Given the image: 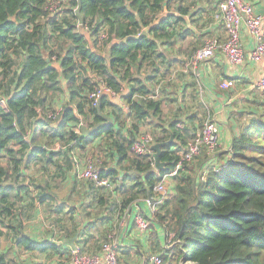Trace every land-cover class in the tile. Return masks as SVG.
<instances>
[{
  "label": "trees",
  "instance_id": "obj_1",
  "mask_svg": "<svg viewBox=\"0 0 264 264\" xmlns=\"http://www.w3.org/2000/svg\"><path fill=\"white\" fill-rule=\"evenodd\" d=\"M79 3L83 24L75 13ZM196 4L197 0H0V235L12 246L53 257L60 253L71 257L61 264H71V247L37 240L24 225L44 206L57 212L53 224L60 228L54 234H76L81 219L67 214L66 201L59 210L52 208L56 196L45 174L55 165L63 180L74 169L75 152L88 154L94 143L100 155L85 159H95L101 176L112 179L115 187L108 190L70 172L68 178L75 181L71 192L80 194V207L103 208L92 216L88 212V218L106 222L116 207L124 213L128 206L155 197V186L181 159L198 119L191 115L185 121L178 116L165 120L161 88L158 97H150L157 91L154 61L165 60L159 44L173 43L190 32L183 28L184 16ZM153 23L146 35L119 42L140 35ZM103 32L107 36L101 38ZM144 67H151V75L141 73ZM124 83L130 86L122 94L127 108L107 94L98 101L90 98L102 85L116 95L123 93ZM64 98L56 109L54 102ZM98 104L114 121L83 134L82 124L90 129L103 120ZM246 119L228 151H203L198 162L184 165L175 177V193L153 213L166 232V249L152 224L150 247L163 253L166 264H264V111ZM142 124L149 126L155 143L174 136L173 143L162 148L164 169H156L152 153L132 151ZM35 167L44 173L42 181L30 174ZM115 190L122 197L110 201ZM0 264H18L17 256L0 251Z\"/></svg>",
  "mask_w": 264,
  "mask_h": 264
},
{
  "label": "crops",
  "instance_id": "obj_2",
  "mask_svg": "<svg viewBox=\"0 0 264 264\" xmlns=\"http://www.w3.org/2000/svg\"><path fill=\"white\" fill-rule=\"evenodd\" d=\"M218 1L219 0H197V5L191 8L190 14L184 16L185 22L183 28L184 30L188 28L190 32L184 34L181 39L176 38L173 43L164 42L163 44H159L160 50L165 56V60L163 61L161 58L155 59L154 63L158 71L154 81L156 82L157 88H161L160 96L163 98L165 120L178 116L185 121L188 116L197 115L198 120H195L193 125L194 128H196L195 131H197L201 125L200 114L204 109L202 106L207 105L209 108L211 107V111L219 121L222 133L219 147L222 148V150L228 151L231 137L236 131L234 130V126L231 127L230 121H232V114L230 112L236 111V113L241 115L240 118L244 117L238 121V123L241 124L247 117L264 111V90L252 87L255 81L264 76V70L262 64L252 62L250 59L243 64L232 65L227 57L220 52L213 58H209L200 63L195 68L191 66V55L196 49L203 45L207 38H216L221 41L227 39L225 27L222 20H220ZM247 1L253 4L257 11L264 13V0ZM193 12H196V14L192 16L191 13ZM203 34L205 36H202ZM241 34L244 48L246 50L252 48L253 38L245 26H242ZM141 73L144 76L151 75V67L142 68ZM227 79L234 80V86L225 89L221 88V84ZM129 89L130 86L124 83V92L113 96V102L127 108L122 94L127 93ZM170 107L174 108V113L169 112ZM208 110L206 112H208ZM247 110L249 112H247ZM145 128L149 129V126L147 124H142V131L149 132V130ZM93 145L96 146L97 144L94 143ZM79 153L78 151L75 152V159H77ZM194 162H198V158H196ZM71 171H69L66 178L63 179L66 183L71 185V188L67 191L65 196L66 199H69V204L66 203L64 209L69 216L74 217L78 222L81 219L79 222L81 228L78 230L79 236L76 239L77 246H81L86 252H97L101 247V242L108 233L116 228L120 236L118 247L119 257H124L126 264H144L148 256L153 252L150 247V229L142 232L137 228L134 221L138 213H143L152 220L151 224L155 225L158 235L162 237L163 250L166 249V232L154 221L153 213H151L150 208L144 202H140V205L132 204L128 206L124 213L121 212L120 207H116L115 211L110 213V219L106 222L101 220L94 221V219L91 220L88 218V212H90V216H92L95 210H103V208L95 206V204H93L90 209L80 207V194L71 192L72 184L75 182L68 178ZM55 175L57 176V174ZM55 178L60 179L59 176ZM49 183L51 184L50 181ZM167 185L170 196L176 191L177 179L174 178L169 180ZM114 187L115 185L112 180V186L110 188H104L112 190ZM55 196L54 204H57L60 199L57 195ZM121 197L122 195L115 190L112 191L109 199L110 201L113 199L119 201ZM88 198L90 199V196ZM61 203L63 202L61 201L60 204ZM60 204H57L55 207L57 210L60 209ZM52 208H54V205ZM43 209L46 208L40 206L36 211V213L38 212L39 219L35 221L34 224L33 230L35 234L33 233V238L40 241L47 239L54 240L46 237L48 236L46 233H42L45 226L44 221L41 219V216L44 217L45 215ZM50 214L54 216L57 212H50ZM90 223L93 225H90ZM51 226L53 228V225H50V227ZM57 228L59 229L60 227ZM69 228L70 224L68 225V229ZM56 234L60 236L58 233ZM67 239L68 238L61 237L57 242L64 248L71 247Z\"/></svg>",
  "mask_w": 264,
  "mask_h": 264
},
{
  "label": "built area",
  "instance_id": "obj_3",
  "mask_svg": "<svg viewBox=\"0 0 264 264\" xmlns=\"http://www.w3.org/2000/svg\"><path fill=\"white\" fill-rule=\"evenodd\" d=\"M218 7L220 17L226 30L227 39L218 40L216 38H207L203 45L196 49L190 57L191 66L197 67L200 63L209 58H213L218 52L224 54L232 65H240L248 59L252 62L260 63L264 70V13L256 10L255 6L247 0H219ZM242 26H245L253 38L252 48L246 50L242 43ZM103 32L101 38L106 37ZM234 86V80L227 79L221 84V88H231ZM253 88L264 90V76L252 84ZM159 89V88H158ZM156 94L150 97H158ZM104 92H110L112 96L116 94L108 87L102 85L99 89L90 94V98L98 101ZM114 98V97H113ZM61 109V108H60ZM58 109V110H60ZM178 127L182 128L183 124ZM221 129L217 117L213 112L208 111L200 128L195 135L189 140L186 150L181 153V159L172 169L165 174L155 186V197L149 196L142 200L155 213L159 210L164 199L169 195L167 183L174 179L182 170L184 165L192 163L203 152L214 153L220 144ZM154 138L149 132H142L134 140L132 151L142 155L153 153L152 145ZM79 178L90 180L99 186L110 188L112 181L109 177L101 176L95 159H88L85 166L79 170ZM137 228L144 232L149 229L152 221L143 213H138L134 218ZM166 236V235H165ZM115 235L109 233L101 242V247L97 252L90 253L80 250L79 246L73 251L72 264H120L118 247L120 243ZM173 234L170 233L167 238V244H173ZM144 264H166L163 253H151ZM192 264V263H190Z\"/></svg>",
  "mask_w": 264,
  "mask_h": 264
},
{
  "label": "rangeland",
  "instance_id": "obj_4",
  "mask_svg": "<svg viewBox=\"0 0 264 264\" xmlns=\"http://www.w3.org/2000/svg\"><path fill=\"white\" fill-rule=\"evenodd\" d=\"M196 12H194L193 14H196ZM202 36H205V35L203 34ZM65 102H66L65 98L63 99V102H62V100L58 99L57 101L54 102V107L56 109H60V104L63 105ZM202 107L204 109L200 114V116H201L200 124L201 125H202L203 121L205 120V117L207 114L206 111L209 109L208 111L212 112L211 107L209 108V106H207V105L206 106L203 105ZM169 112L174 113V108L170 107ZM247 112H249V111L247 110ZM230 113L232 114V121H230L231 127L234 126V130H236L235 132H238L239 127L241 125L238 123V121L244 117L240 118L241 115L239 113H236V111H231ZM197 118H198V116H197ZM145 129L149 130L148 128H145ZM141 130H143V129H141ZM149 133L152 135V133L150 131H149ZM221 136H222V133H221ZM232 138H233V136L231 137V140H232ZM54 148H55V146H54ZM218 151L221 152L222 148H220V147L217 148V151H215V153ZM90 155L91 156L100 155L99 152H97V146L90 145V153L84 154L83 156L80 154L77 155V160H76L74 169L72 171V173L74 175H78L79 170H81V168H83L85 166V164L88 160L85 158H87ZM101 166H102V164H101ZM47 171L48 172H46L45 175L48 178V180L51 182L52 192H53V194L57 195L58 198L60 199V201H58L57 204H60L61 201H66L67 204H69V199H66L65 196H66L67 191L71 188V185L69 183H66L64 180L55 178V177H58L55 175L58 172V169L56 168L55 165L49 167V169ZM30 174H35L36 176H34V177L39 181H42L41 177L44 175V173L42 171H37V167L33 168L30 171ZM57 204H54V208L57 206ZM43 213L45 215H44V217L41 216V219L44 221L45 226H44V229L42 230V233H44V234L46 233L48 235L46 237L54 239L51 241H54V242L59 241L60 237L57 234H54V232L57 231L56 225L53 224L54 218L56 217L57 214H55L54 217H52L50 212L47 209H43ZM38 219H39V215L37 212L36 214H34L32 216V220L24 225V228H25L24 231L26 233L31 234L32 237H34V234H35L34 230H33L34 224H35V221H37ZM50 225H53V228H52V226L50 227ZM54 227H55V229H54ZM37 228H39V227H37ZM109 233H111L112 235H115L116 239L119 240L118 229L115 228V229L111 230ZM47 240H50V239H47ZM0 251L4 252L6 254L8 253V256H10V255L17 256L18 264H61L62 261H64V260L68 261L71 258L68 256H61L60 253L55 254V256L53 257L49 254L31 253V252L25 251L22 248H19L17 246H12L10 240L7 239L6 236H4V235H0ZM36 260H39V261H36ZM119 263L120 264H126L124 257H119ZM182 264H190V263L184 262Z\"/></svg>",
  "mask_w": 264,
  "mask_h": 264
},
{
  "label": "water",
  "instance_id": "obj_5",
  "mask_svg": "<svg viewBox=\"0 0 264 264\" xmlns=\"http://www.w3.org/2000/svg\"><path fill=\"white\" fill-rule=\"evenodd\" d=\"M81 9H82V5L81 3H79L78 8L76 9L75 13L79 19V22L81 24H83V16L81 13ZM155 25V23H153L150 27H147L144 29V31L138 35V36H127L126 38L120 40V43L125 42L126 40H128L129 38L133 37V38H137V37H142L144 35H146L148 33V31L150 30L151 27H153ZM49 61V58H47ZM107 94L111 101H113V96L110 92H104L100 97H102L103 95ZM98 112L99 115L102 117L103 120H101L100 122L96 123L93 127H91L90 129H87L86 124H82V132L83 134H92L93 132H95L99 127H101L104 124H108V123H113V118L109 115H107L106 113H104L102 111L101 106L98 104ZM174 141V136L171 135L170 139L167 141H161V142H156L152 145L153 148V157H154V162H155V167L156 169L160 170V169H164L165 168V162L161 160V154H162V148L166 145H170L172 144ZM79 236V231L76 232V234L70 238L67 239V242L70 244L71 249L72 250H76L77 244H76V239Z\"/></svg>",
  "mask_w": 264,
  "mask_h": 264
},
{
  "label": "clouds",
  "instance_id": "obj_6",
  "mask_svg": "<svg viewBox=\"0 0 264 264\" xmlns=\"http://www.w3.org/2000/svg\"><path fill=\"white\" fill-rule=\"evenodd\" d=\"M159 88V89H158ZM157 89H158V93H159V90H160V87H158ZM153 136V135H152Z\"/></svg>",
  "mask_w": 264,
  "mask_h": 264
}]
</instances>
